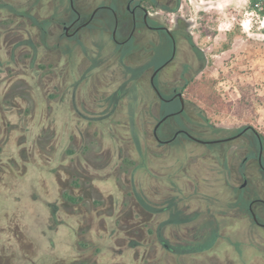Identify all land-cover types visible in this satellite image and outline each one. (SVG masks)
Returning <instances> with one entry per match:
<instances>
[{"label":"flooded vegetation","instance_id":"obj_1","mask_svg":"<svg viewBox=\"0 0 264 264\" xmlns=\"http://www.w3.org/2000/svg\"><path fill=\"white\" fill-rule=\"evenodd\" d=\"M181 8L0 0V150L10 145L17 165L7 178L44 174L41 192H25L43 218L22 191L12 210L0 207V264H47L38 250L55 248L43 240L65 227L71 257L92 246V264L117 245L124 259L139 249V264H264V136L252 124L217 123L193 99L206 56ZM31 133L46 137L47 151L35 138L38 152L20 158L30 146L19 137Z\"/></svg>","mask_w":264,"mask_h":264},{"label":"rangeland","instance_id":"obj_2","mask_svg":"<svg viewBox=\"0 0 264 264\" xmlns=\"http://www.w3.org/2000/svg\"><path fill=\"white\" fill-rule=\"evenodd\" d=\"M181 3L180 12L190 19L193 36L206 56L204 72L196 81L193 91L191 90V94L200 98L193 99L203 108L210 110L213 115L212 119L217 123L236 126L252 124L264 136V14L252 9L250 0H181ZM172 105L163 103V107L166 109L172 108ZM179 121L178 118L170 120L165 130L166 128L168 131L173 130L174 123ZM19 138L20 142L28 138L27 146H30L22 153V156H19L20 158H27L31 148H34L36 152H38V148L47 151L44 135L37 136V133H31L29 137L20 136ZM35 138H37L36 146L38 148L33 144ZM201 147L210 149L217 145H201ZM8 148L0 150V162L3 161L0 164V176L6 174V176L0 177V207L12 210V205L9 203L13 200L14 193L22 191L29 206L43 218L44 206L41 205V202L36 205L31 203L30 194L25 192H41L44 186L42 176L44 174L33 167L29 169L24 178L10 181L7 174L17 165L14 166L15 163L8 160L12 156V147L9 145ZM95 149L96 147L89 146L86 155L90 158L95 157ZM182 153L178 151L179 155ZM42 154L43 158L39 159L40 165L45 162L44 155L46 153L43 151ZM130 160H135V157L130 155ZM6 161L7 163H5ZM133 169L134 163L130 165L131 173ZM131 177L133 185H139L137 183L138 176L137 180L133 179V174ZM42 200L45 199L42 198ZM36 214L31 217H35ZM62 230H67L66 234L62 233ZM70 230L71 228L65 227L59 232L48 234L43 242H51L50 244L58 242V245L41 253L38 250L39 253L33 252V254L37 253V256L47 264H54L55 258L62 257L65 253H68L71 260L69 264H92L96 257L92 246L77 247V250L84 249V252L86 251L83 259L76 260L77 258L71 257L75 254L76 248L70 247L69 239L73 234ZM107 233H103V235H108ZM115 233L114 238L119 239L120 233ZM87 238L90 241L98 237L90 235L84 237V240ZM43 247L47 248V245ZM101 249L106 252L103 258H100L101 262L105 264H139L141 261V252L137 248H132L125 259L121 256L124 246L117 245ZM36 260L39 264L43 263L41 260ZM20 264H24V262H20ZM141 264H154V262L147 261V263L141 262Z\"/></svg>","mask_w":264,"mask_h":264},{"label":"trees","instance_id":"obj_3","mask_svg":"<svg viewBox=\"0 0 264 264\" xmlns=\"http://www.w3.org/2000/svg\"><path fill=\"white\" fill-rule=\"evenodd\" d=\"M250 6L252 9L259 11L261 14H264V0H250ZM138 200H141L138 198ZM132 246L136 245L134 240H131Z\"/></svg>","mask_w":264,"mask_h":264}]
</instances>
